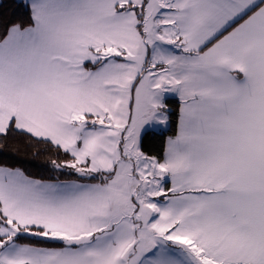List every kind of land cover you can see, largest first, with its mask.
I'll return each instance as SVG.
<instances>
[{"label": "snow or ice", "instance_id": "6c2138e0", "mask_svg": "<svg viewBox=\"0 0 264 264\" xmlns=\"http://www.w3.org/2000/svg\"><path fill=\"white\" fill-rule=\"evenodd\" d=\"M17 6L0 147L69 158L0 164V264H264V0Z\"/></svg>", "mask_w": 264, "mask_h": 264}, {"label": "trees", "instance_id": "16d2710c", "mask_svg": "<svg viewBox=\"0 0 264 264\" xmlns=\"http://www.w3.org/2000/svg\"><path fill=\"white\" fill-rule=\"evenodd\" d=\"M18 0H0V30L9 22H17L22 19L23 9L17 6ZM173 108H177L174 102ZM171 125L172 131L164 133L163 136L153 137L144 144V151L149 154L162 153L163 141L168 135L174 132V120ZM69 157L62 152L57 153L50 145L29 141L25 137H10L6 145L0 147V164L10 167H22L29 175L40 178H55L51 170V160L62 161ZM68 176H61L60 179H70Z\"/></svg>", "mask_w": 264, "mask_h": 264}]
</instances>
